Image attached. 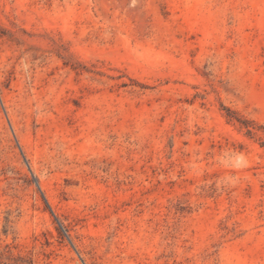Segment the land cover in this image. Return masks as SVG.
Instances as JSON below:
<instances>
[{
  "label": "rangeland",
  "instance_id": "1",
  "mask_svg": "<svg viewBox=\"0 0 264 264\" xmlns=\"http://www.w3.org/2000/svg\"><path fill=\"white\" fill-rule=\"evenodd\" d=\"M0 264H264V0H0Z\"/></svg>",
  "mask_w": 264,
  "mask_h": 264
},
{
  "label": "clouds",
  "instance_id": "2",
  "mask_svg": "<svg viewBox=\"0 0 264 264\" xmlns=\"http://www.w3.org/2000/svg\"><path fill=\"white\" fill-rule=\"evenodd\" d=\"M237 163L239 166H244L245 161L242 155L237 157Z\"/></svg>",
  "mask_w": 264,
  "mask_h": 264
}]
</instances>
